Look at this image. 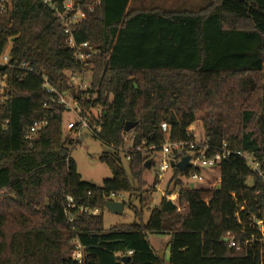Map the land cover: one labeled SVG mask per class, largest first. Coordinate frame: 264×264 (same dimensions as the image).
I'll use <instances>...</instances> for the list:
<instances>
[{
	"label": "trees",
	"instance_id": "1",
	"mask_svg": "<svg viewBox=\"0 0 264 264\" xmlns=\"http://www.w3.org/2000/svg\"><path fill=\"white\" fill-rule=\"evenodd\" d=\"M99 1L74 31L77 42L99 49L84 67L71 57L59 19L45 4L0 0V54L8 47L10 63L33 69L0 67V264H77L75 241L82 264H264L256 224L264 226V181L240 155L251 156L264 174V0H207L194 11ZM71 72L89 73L86 90L68 84ZM40 74L58 92L69 91L83 114L98 110L90 126L100 127L95 136L112 149L99 157L111 171L101 185L78 174L68 146L80 141L62 132L67 112L51 116L42 106L52 96ZM196 114L206 155L223 144L230 151L217 166L219 182L186 188L174 165L164 190L180 189L179 210L161 196L146 222L134 210L138 223L105 229L108 196L146 184L143 173L166 136L161 123L170 141H194L187 128ZM39 120L47 123L28 142L26 129ZM127 122L136 123L129 132ZM132 132L127 172L119 149ZM68 198L75 207H67ZM146 201L139 196L141 207ZM149 234L169 237L167 261Z\"/></svg>",
	"mask_w": 264,
	"mask_h": 264
},
{
	"label": "built area",
	"instance_id": "2",
	"mask_svg": "<svg viewBox=\"0 0 264 264\" xmlns=\"http://www.w3.org/2000/svg\"><path fill=\"white\" fill-rule=\"evenodd\" d=\"M43 4H45L52 12L57 15L59 19V23L61 26V29L64 34V44L72 50L71 57L80 63L84 67H88L89 61L99 53V49L93 47L89 42L83 41V42H77L74 37V31L77 28V25L81 20H83L88 12H91L94 9V5H99L100 1L96 0L94 5H85L80 0H39ZM9 54H8V47L0 54V67H6V68H15L18 67L20 69L28 70L29 72H32L33 69L28 67L26 64L22 63L20 65L13 64L9 62ZM89 73H87L88 75ZM84 73H76L71 72L68 73V84H70L73 88L78 90L79 92L82 90H86L88 86V82L86 80V76ZM40 78L42 80V87L44 90L52 96L50 102H43L42 106L44 108H47L49 110H52L51 116L53 114H60L64 112L71 113L74 116L73 120H67L64 123V132L65 135H68L72 140L75 142L81 141L82 134L87 131L89 133H92L94 135H97L100 132V127L98 125H94L93 127L90 126V122L94 123V117H92L89 112L86 114H83L82 108L76 98L69 92H58L54 87H52L48 81L47 78L44 75L40 74ZM4 79V78H3ZM2 93V90H0V94ZM98 112V110H97ZM47 123V120H39L35 121L27 127L26 134H25V140L30 142L32 138L35 136L36 132L40 130L42 127H44ZM161 129L166 133L165 139L163 144L159 147V151L157 153V157L154 161L153 168L156 171V177L157 181L162 179L163 173L172 170L173 166L176 165V163L181 160L182 157L188 155L190 157L189 165L188 167L179 174L180 177H183L185 180H191V181H203V170L205 168L212 169L219 165V163L226 158L230 151L223 147L211 154L210 156L206 155V151L209 149V147L206 144H201L199 142L194 141H170L168 139V126L165 122L161 123ZM193 128L189 126L187 128L188 134H192ZM193 136V134H192ZM196 145H202L200 150L193 151L194 147ZM185 148H190V152H188L186 155L183 154L185 151ZM155 149L154 145H151L148 147L147 151ZM137 151H140L141 148L137 147ZM148 153V152H147ZM240 154V153H239ZM242 155L249 168L257 172L259 176L263 178L264 181V174L261 172L259 165L257 162L254 161V159L247 155V154H240ZM129 159V156L126 158ZM159 182V181H158ZM184 183V182H183ZM158 184V183H157ZM156 184V185H157ZM155 185L156 189L157 186ZM185 185V184H184ZM186 187V186H185ZM179 188L176 187L175 189L170 190L169 192H166L163 190L161 193V196H164L167 200L172 202L176 210L180 209V205L178 202L179 198ZM125 193H111L107 201H124ZM68 208H73L75 205L72 203L71 198H68ZM263 209H264V199H263ZM79 211H89L87 208L80 207ZM92 214H96L97 210L89 211ZM67 213V211H66ZM72 218H69V221H71ZM258 230L260 232V235L262 239H264V226L262 225L261 221H258L257 223ZM75 250L73 252V259L77 262V264H82V252L80 245L75 241ZM230 246H236V242L233 239H230L229 242ZM132 251H129L128 254H131Z\"/></svg>",
	"mask_w": 264,
	"mask_h": 264
},
{
	"label": "rangeland",
	"instance_id": "3",
	"mask_svg": "<svg viewBox=\"0 0 264 264\" xmlns=\"http://www.w3.org/2000/svg\"><path fill=\"white\" fill-rule=\"evenodd\" d=\"M6 1V0H5ZM202 5L196 4L194 0H131L129 3V8H160L162 10H171V11H180V10H197ZM87 82H89V75L86 76ZM97 114V110L91 112V116ZM74 116L71 113H65L63 116V122L65 123L67 120H73ZM191 128H193L192 134L195 142H201L203 140V127L201 121V115L196 114V120L191 124ZM62 132H64V127H62ZM132 133H128L124 136L123 146L120 150V157L122 161V166L128 172V160L125 158L128 149L131 145ZM69 156L74 160L76 164V170L78 174L81 176V179L87 182H90L95 185H101L104 179L111 178V171L107 167V165L99 160V157L103 153H111L112 149L104 143L102 140L98 139L92 133L85 131L82 134V138L80 143L76 146L71 147L68 146ZM210 169V168H209ZM209 169L205 168L203 170V181H191L185 180L183 177H180L184 182L186 188H209L211 184L214 182V178L209 179V176L213 174L215 177L219 176L218 167ZM156 171L153 167L147 169L144 173V179L146 184L140 187L138 190H132V192H126L124 196V208L122 214H114L108 211L106 208L101 211L103 217V226L105 229L113 225L118 224H131L133 222L138 223V218L134 215V210H141L142 212V220L146 222L150 208L158 205L161 193L165 185L167 184V180L171 177L172 171L169 170L162 175V179L157 181V188L152 185L156 177ZM172 182L170 183V187L172 186ZM245 183L248 186L253 184L252 177H248L245 180ZM212 187V186H211ZM142 196L147 201L145 202L144 207H141L139 204V196ZM144 203V202H143ZM99 211H97L98 213ZM142 220H140L142 222ZM168 239L167 235H148V241L151 244V247L154 251L167 261L168 258Z\"/></svg>",
	"mask_w": 264,
	"mask_h": 264
},
{
	"label": "water",
	"instance_id": "4",
	"mask_svg": "<svg viewBox=\"0 0 264 264\" xmlns=\"http://www.w3.org/2000/svg\"><path fill=\"white\" fill-rule=\"evenodd\" d=\"M135 125H136L135 122H127L125 125V131L129 132ZM189 160H190V157L188 155L182 157L181 160H179L176 163V165H175L176 168L178 170H180L181 172H183L188 167ZM0 165H1V163H0ZM104 207L108 211H110L111 213L122 214L123 208H124V203L121 201H110V200H108L104 203ZM224 241H227V238H225ZM126 259H127V257L122 258V260H126Z\"/></svg>",
	"mask_w": 264,
	"mask_h": 264
},
{
	"label": "crops",
	"instance_id": "5",
	"mask_svg": "<svg viewBox=\"0 0 264 264\" xmlns=\"http://www.w3.org/2000/svg\"><path fill=\"white\" fill-rule=\"evenodd\" d=\"M130 1L131 0H129V3H130ZM193 1V0H192ZM194 2L196 3V4H199L200 3V5H202L203 4V6L204 5H206V2H207V0H194ZM202 6V7H203ZM211 169H209V171H210ZM211 172H213L212 170H211ZM213 179L214 178V182H213V184H211L210 185V187L211 186H214L215 184H217L218 182H219V176L218 177H215L213 174H211L210 176H209V179Z\"/></svg>",
	"mask_w": 264,
	"mask_h": 264
}]
</instances>
